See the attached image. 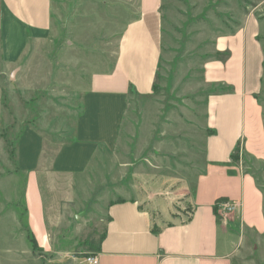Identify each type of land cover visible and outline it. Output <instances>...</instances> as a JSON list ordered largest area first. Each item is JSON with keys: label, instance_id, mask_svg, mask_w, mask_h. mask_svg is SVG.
Returning a JSON list of instances; mask_svg holds the SVG:
<instances>
[{"label": "rangeland", "instance_id": "374dc122", "mask_svg": "<svg viewBox=\"0 0 264 264\" xmlns=\"http://www.w3.org/2000/svg\"><path fill=\"white\" fill-rule=\"evenodd\" d=\"M138 2L52 0L47 38L30 41L16 64L0 60V264H85L115 200H137L158 226L188 217L187 198L202 166L206 99L223 88L206 82L205 65L222 58L226 52H216L217 39L236 30L247 13L264 17V0H164L151 95L129 96L116 144L99 149L71 180L73 194L48 210L46 239L36 242L27 225L17 138L27 125L39 130L45 163L73 140L90 77L113 66L119 35ZM261 33L264 41V26ZM257 98L264 125V74ZM241 158L264 197V150ZM232 230L233 263L264 264V231L235 224Z\"/></svg>", "mask_w": 264, "mask_h": 264}, {"label": "crops", "instance_id": "0c3cea01", "mask_svg": "<svg viewBox=\"0 0 264 264\" xmlns=\"http://www.w3.org/2000/svg\"><path fill=\"white\" fill-rule=\"evenodd\" d=\"M163 2L139 0L136 15L119 35L113 66L90 77L73 140L49 162L44 135L31 125L20 132L16 172L24 177L22 198L36 242L48 234V210L73 194L71 180L86 170L99 149L111 150L116 144L129 96L151 95L162 47ZM51 19L52 0H0L1 62L16 64L30 41L47 38ZM263 23L261 14L247 13L236 30L217 39L216 52H226L222 58L205 65L206 82L223 88L206 99L202 166L187 198L188 217L158 226L137 200L110 202L97 250L92 251L98 264H234L232 225L264 231L263 192L238 162L241 155L254 158L264 150L257 98L264 74ZM222 198L238 203L224 221L215 210Z\"/></svg>", "mask_w": 264, "mask_h": 264}, {"label": "built area", "instance_id": "2783aa9c", "mask_svg": "<svg viewBox=\"0 0 264 264\" xmlns=\"http://www.w3.org/2000/svg\"><path fill=\"white\" fill-rule=\"evenodd\" d=\"M238 203L232 200H218L216 201L215 208L216 214L221 221L228 220L229 215L234 213ZM85 264H98L97 254H88L84 257Z\"/></svg>", "mask_w": 264, "mask_h": 264}, {"label": "trees", "instance_id": "16d2710c", "mask_svg": "<svg viewBox=\"0 0 264 264\" xmlns=\"http://www.w3.org/2000/svg\"><path fill=\"white\" fill-rule=\"evenodd\" d=\"M22 131V130H21ZM17 143V142H16ZM218 200H225V199H218ZM217 200V201H218ZM117 201H123V200H117ZM215 210H216V208H215ZM156 229V228H155ZM91 246H93V244L91 245ZM97 247H98V243L96 244V245H94L93 247H90V249L92 250V251H96L97 250ZM92 254H95V253H93L92 252Z\"/></svg>", "mask_w": 264, "mask_h": 264}]
</instances>
